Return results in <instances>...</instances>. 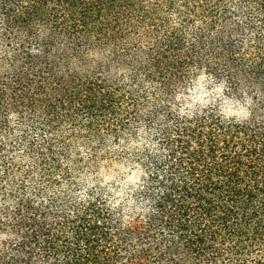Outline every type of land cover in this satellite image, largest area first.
Instances as JSON below:
<instances>
[{
	"label": "trees",
	"instance_id": "trees-1",
	"mask_svg": "<svg viewBox=\"0 0 264 264\" xmlns=\"http://www.w3.org/2000/svg\"><path fill=\"white\" fill-rule=\"evenodd\" d=\"M0 264H264V0H0Z\"/></svg>",
	"mask_w": 264,
	"mask_h": 264
},
{
	"label": "rangeland",
	"instance_id": "rangeland-1",
	"mask_svg": "<svg viewBox=\"0 0 264 264\" xmlns=\"http://www.w3.org/2000/svg\"><path fill=\"white\" fill-rule=\"evenodd\" d=\"M218 96H221V94L217 91L215 98ZM209 98L208 91L203 86V82L200 81L196 83L190 90L187 92V99L188 105L192 106L197 103H203L207 102ZM222 103V109L224 112L228 115H240L241 111L238 107L235 105H230L225 101H221ZM182 108H186L185 106H182ZM98 183L101 186H107L114 191V194L116 197L121 196L124 197L129 194V190L131 188V185L135 183L134 176H130L129 174L125 175V179L122 180L120 183L117 182V178H114V174L98 177Z\"/></svg>",
	"mask_w": 264,
	"mask_h": 264
}]
</instances>
